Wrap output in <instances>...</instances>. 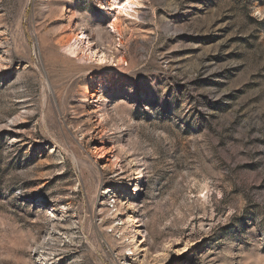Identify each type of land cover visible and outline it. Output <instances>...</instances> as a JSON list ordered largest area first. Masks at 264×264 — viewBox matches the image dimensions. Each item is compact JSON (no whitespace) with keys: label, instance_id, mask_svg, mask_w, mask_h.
I'll use <instances>...</instances> for the list:
<instances>
[{"label":"rangeland","instance_id":"374dc122","mask_svg":"<svg viewBox=\"0 0 264 264\" xmlns=\"http://www.w3.org/2000/svg\"><path fill=\"white\" fill-rule=\"evenodd\" d=\"M125 1L0 0V264H264V0Z\"/></svg>","mask_w":264,"mask_h":264},{"label":"bare ground","instance_id":"6f19581e","mask_svg":"<svg viewBox=\"0 0 264 264\" xmlns=\"http://www.w3.org/2000/svg\"><path fill=\"white\" fill-rule=\"evenodd\" d=\"M135 2H136V0H126L122 6L128 8V7L132 6V5H134ZM118 12H119V10H118ZM112 29H114L113 26H112ZM77 42H78V41H77V39H76V40L74 41V43L71 44V45L69 46V51H70V52H74V51L77 49ZM87 46H88V45H87ZM98 61H100V63H104V62H105V55H104V54H100V55L98 56ZM43 259H44V258H42V260H43Z\"/></svg>","mask_w":264,"mask_h":264}]
</instances>
